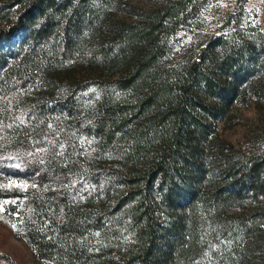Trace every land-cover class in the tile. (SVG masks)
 <instances>
[{"label": "trees", "instance_id": "obj_1", "mask_svg": "<svg viewBox=\"0 0 264 264\" xmlns=\"http://www.w3.org/2000/svg\"><path fill=\"white\" fill-rule=\"evenodd\" d=\"M122 1L0 0L6 219L44 264H264V154L218 135L257 46L222 34L169 67L194 0L133 21Z\"/></svg>", "mask_w": 264, "mask_h": 264}, {"label": "rangeland", "instance_id": "obj_2", "mask_svg": "<svg viewBox=\"0 0 264 264\" xmlns=\"http://www.w3.org/2000/svg\"><path fill=\"white\" fill-rule=\"evenodd\" d=\"M175 0H124L114 11L117 20L133 21L135 10L152 11ZM199 11L189 19L192 27H182L172 40L164 62L169 67L192 60L210 38L238 32L246 42L257 46L253 61L257 69L229 112L227 121L218 124V135L230 142L246 158L264 154V0H194ZM238 37V38H239ZM262 42V43H261ZM5 203H0V251L17 264H44L22 238L18 215L5 217ZM249 209V206H248ZM240 210L237 209L238 212ZM256 260L264 261V251ZM2 264V263H0Z\"/></svg>", "mask_w": 264, "mask_h": 264}]
</instances>
